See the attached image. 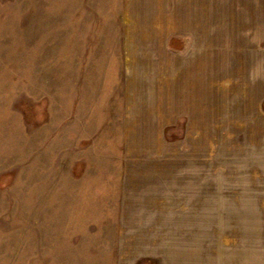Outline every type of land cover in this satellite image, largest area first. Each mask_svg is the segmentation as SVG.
<instances>
[{"label": "rangeland", "instance_id": "1", "mask_svg": "<svg viewBox=\"0 0 264 264\" xmlns=\"http://www.w3.org/2000/svg\"><path fill=\"white\" fill-rule=\"evenodd\" d=\"M160 2L0 0V264H264V23L125 21ZM189 26L232 69L166 125Z\"/></svg>", "mask_w": 264, "mask_h": 264}, {"label": "crops", "instance_id": "2", "mask_svg": "<svg viewBox=\"0 0 264 264\" xmlns=\"http://www.w3.org/2000/svg\"><path fill=\"white\" fill-rule=\"evenodd\" d=\"M235 9L237 12L234 11ZM142 11L143 16L136 14L134 10L133 13L129 10L128 16L132 18L125 21L207 24L227 22L231 18V21L235 22L264 23V0H230L228 3H218V0H175V4H171V7L160 2L152 4L151 8L150 6L143 7ZM225 12L228 15H225ZM197 29L199 26L180 28L171 36H178L183 47L176 49L167 46L163 49L166 58L164 57L165 59L161 60L159 65L162 68L160 79L165 82L160 90L159 100H154V104L157 105L159 102L160 118L166 122V125L169 112L186 111L188 127L189 112L193 115L200 111H211L213 109L211 104L214 103L216 97V70L231 71L232 69L229 62L232 46L230 42H226L227 38L221 46L217 43L215 31H208L204 28L198 31ZM184 40L188 42L184 44ZM228 47H230L229 50ZM168 55L174 57H167ZM175 117L177 118V114ZM202 133H204L203 130Z\"/></svg>", "mask_w": 264, "mask_h": 264}]
</instances>
